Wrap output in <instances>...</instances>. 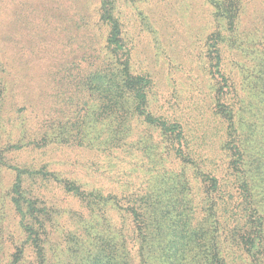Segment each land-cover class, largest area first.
Segmentation results:
<instances>
[{"label":"rangeland","instance_id":"374dc122","mask_svg":"<svg viewBox=\"0 0 264 264\" xmlns=\"http://www.w3.org/2000/svg\"><path fill=\"white\" fill-rule=\"evenodd\" d=\"M102 6L120 24L122 58V52L106 48L109 28L101 21ZM217 33L227 82L215 68L211 46ZM126 71L150 80L145 109L137 115L124 94L125 106L118 105L123 118L115 119L112 96L106 103L99 96L121 83ZM0 80L5 88L1 144L21 139L26 144L44 131L54 141L15 156L22 165L47 166L86 191L118 197L123 207L157 190L166 209L176 208L193 225L202 219L212 224L208 195L218 180L221 192L213 201L223 263L256 264L240 250L233 229L241 224V208L231 147L244 149L243 172L250 171L255 193L264 196V0H0ZM148 115L182 128L183 153L192 162L177 155L173 136L146 121ZM117 129L125 139H110ZM78 140L83 147L75 146ZM15 175L1 173V191L12 186ZM27 186L40 203L79 209L59 185L38 180ZM66 218L50 235L48 264L71 263ZM20 236L11 222L1 240L4 264L14 259ZM207 245L211 250L210 241ZM200 247L192 244V251L180 252L186 264H219ZM259 259L264 264V255ZM21 264H37L32 249Z\"/></svg>","mask_w":264,"mask_h":264},{"label":"trees","instance_id":"16d2710c","mask_svg":"<svg viewBox=\"0 0 264 264\" xmlns=\"http://www.w3.org/2000/svg\"><path fill=\"white\" fill-rule=\"evenodd\" d=\"M222 17L227 21L231 20L228 15H222ZM216 20L219 21L218 18ZM101 21L109 28L106 48L110 53L117 55L122 52V58L124 46L120 24L114 18L112 11L104 6L101 9ZM213 39L216 44L211 47L216 62V72L227 82L226 77L221 74L222 51L220 44L222 36L217 33ZM100 76L108 77L109 73H100ZM149 82L150 80L145 77H133L126 71L125 79L121 83L118 81L114 87L107 86L108 90L102 91L99 97L100 100L103 98L106 103L109 100H106V96L109 94L112 96L113 116L118 119L122 117L120 112L123 111L118 105L125 106L127 99L124 94H126L131 98L134 112L139 115L145 109ZM4 91V84L0 80V122L3 121L1 110L3 109ZM109 110L112 109H101V112L111 113L112 111ZM146 121L160 125L166 132H169L177 146V155L180 158L185 155L183 153V130L179 125L168 124L162 119H154L151 115H148ZM1 128L0 125V130ZM113 134L116 135L111 136L110 139L118 137L125 139L127 136L120 129H117ZM0 135L2 136L1 131ZM23 140L5 146L0 142V176L4 171L16 174L14 182L8 190L1 191L0 187V264H4L1 240L7 234L11 222H16L18 229L20 228L22 243L20 246H16L17 252L14 259L8 264H21L27 249H32L35 252L37 264H48L49 238L53 234L52 232L55 233L56 226L60 224L59 219L64 214L67 217L64 220L65 223L69 225L68 222H70L64 239L70 245L68 252L71 263L66 264H186L187 259L180 252L192 251L194 249L192 244L202 246L200 250H205L211 255L214 254L213 259H216L219 264H224V255H221L224 248L221 250L219 247L222 234L218 226L216 205L213 201V196L221 192L218 180L215 181V185L208 195L210 210L213 212L211 214L212 224L204 225L205 220L202 219L200 221L202 223L198 222L193 225L188 223L190 222L188 219L184 222L176 208L169 209L170 206H168L166 209V198L157 190H151L143 197L131 198L133 199L131 203L127 207H123L118 197L112 194L105 195L96 190L86 191L77 183L65 180L59 174L50 172L47 166L36 169L32 165H22L15 159V156L30 147L43 149L54 142L48 131L40 133L36 140L26 141V144ZM76 144L77 147H83V142L80 140ZM107 144L106 147H109V141ZM96 149L108 151L106 148ZM231 151L235 157L231 163V171L235 178L233 184L238 189L239 207L241 208V215L236 214L237 220H241V224L233 228L237 232L235 237L241 246L242 253L251 256L253 263L261 264L262 261L259 257L264 255V196L260 197L255 193L256 182L249 175L250 171L243 172L247 164L245 161L247 155L244 149L238 144H234ZM184 157L185 163L192 162L188 156ZM259 163H262V159L259 160ZM38 180H42L43 185L49 187L54 185L62 187L64 192L71 196L74 203L78 202L76 204L79 209L72 207L61 209L55 204L47 206L44 201H41V204L38 201L40 199L35 197L33 191L27 186L28 183ZM124 218L128 222L124 221ZM116 219L121 220L127 226L124 227L117 223ZM231 237L235 238L233 234ZM209 241L212 244L211 250L207 245ZM204 246L207 248L205 249Z\"/></svg>","mask_w":264,"mask_h":264}]
</instances>
